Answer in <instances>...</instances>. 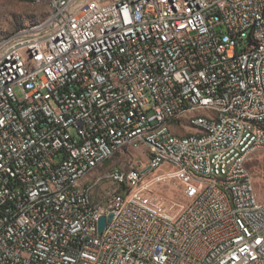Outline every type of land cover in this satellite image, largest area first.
Here are the masks:
<instances>
[{"label": "built area", "instance_id": "obj_1", "mask_svg": "<svg viewBox=\"0 0 264 264\" xmlns=\"http://www.w3.org/2000/svg\"><path fill=\"white\" fill-rule=\"evenodd\" d=\"M45 1L0 47V264H264V0ZM113 148L141 156L101 176L119 190L66 194Z\"/></svg>", "mask_w": 264, "mask_h": 264}, {"label": "rangeland", "instance_id": "obj_2", "mask_svg": "<svg viewBox=\"0 0 264 264\" xmlns=\"http://www.w3.org/2000/svg\"><path fill=\"white\" fill-rule=\"evenodd\" d=\"M47 17L48 10L46 7L37 5L32 1L0 0V43L10 38L23 39L31 31H39ZM202 114L206 113L203 112ZM187 118L173 126L175 134L186 136L195 133L189 126ZM140 161L141 156L137 150L122 149L104 165L90 173L83 180V184L91 186L93 189L94 183H96L92 192L93 201L102 203L103 196L107 191L113 192L120 189L118 185L109 180L101 181V176H106L115 168L127 170L130 166L139 165ZM246 164L250 175L253 177L258 199L264 205V152L258 151L252 154L247 158ZM162 171L166 172L165 170ZM168 194L177 198V200L181 198L173 187H170Z\"/></svg>", "mask_w": 264, "mask_h": 264}, {"label": "bare ground", "instance_id": "obj_3", "mask_svg": "<svg viewBox=\"0 0 264 264\" xmlns=\"http://www.w3.org/2000/svg\"><path fill=\"white\" fill-rule=\"evenodd\" d=\"M37 5H41L46 7L48 10V17L44 24L40 27L39 31L43 30V28L50 23L54 17V9L51 7L48 1L45 0H30ZM257 31V24H249L246 26L247 34H255ZM15 38L6 39L2 43H0V47H6V45L15 42ZM259 60L264 61V52L259 53ZM255 87L260 89L262 94V104L264 105V64H260V71H255ZM169 130V122H160L158 124V128H155L154 131L151 132V140H160L162 138V132H166ZM134 143H142V136H134ZM120 148H113L109 153L108 158H100L95 164H92L91 167H88L81 174V180H76L72 182V185L66 187V194H79V192H88L92 189L91 186L83 184V180L93 171H95L98 167L104 165L108 160H110L115 154L120 152ZM237 172H244V165H237Z\"/></svg>", "mask_w": 264, "mask_h": 264}, {"label": "water", "instance_id": "obj_4", "mask_svg": "<svg viewBox=\"0 0 264 264\" xmlns=\"http://www.w3.org/2000/svg\"><path fill=\"white\" fill-rule=\"evenodd\" d=\"M112 218H113L112 214H110L108 217H105V216L100 217L99 222H98L100 234L103 233V231L106 228L107 222H110L112 220Z\"/></svg>", "mask_w": 264, "mask_h": 264}, {"label": "trees", "instance_id": "obj_5", "mask_svg": "<svg viewBox=\"0 0 264 264\" xmlns=\"http://www.w3.org/2000/svg\"><path fill=\"white\" fill-rule=\"evenodd\" d=\"M27 1H30V0H27Z\"/></svg>", "mask_w": 264, "mask_h": 264}]
</instances>
